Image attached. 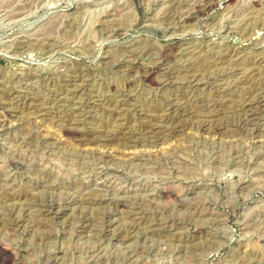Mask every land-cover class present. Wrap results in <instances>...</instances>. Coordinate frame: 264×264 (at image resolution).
<instances>
[{"label": "rangeland", "instance_id": "1", "mask_svg": "<svg viewBox=\"0 0 264 264\" xmlns=\"http://www.w3.org/2000/svg\"><path fill=\"white\" fill-rule=\"evenodd\" d=\"M262 40L264 0H0L9 264H264Z\"/></svg>", "mask_w": 264, "mask_h": 264}, {"label": "bare ground", "instance_id": "2", "mask_svg": "<svg viewBox=\"0 0 264 264\" xmlns=\"http://www.w3.org/2000/svg\"><path fill=\"white\" fill-rule=\"evenodd\" d=\"M207 2H210V1H206L205 3H207ZM211 3V2H210ZM211 5H212V3H211ZM202 6H203V4H202ZM204 7V6H203ZM244 24V23H243ZM254 27V26H253ZM251 31V30H250ZM250 34V33H249ZM254 34V33H253ZM251 36H252V34H250ZM253 38V37H252ZM249 39H250V37H249ZM263 39V38H262ZM262 41H264V40H262ZM260 42V41H259ZM258 42V44H260ZM263 43V42H262ZM232 45V44H231ZM262 45V44H261ZM262 48V47H261ZM263 48H264V44H263ZM263 48H262V50H263ZM233 50V49H232ZM205 55V54H204ZM234 55V54H233ZM232 55V56H233ZM236 56H238V54L236 55ZM227 57V56H226ZM230 57V56H229ZM215 59V58H214ZM226 62V61H225ZM224 63V62H223ZM231 72V71H230ZM188 78V77H187ZM170 79V78H169ZM262 94V93H261ZM261 94H260V96H261ZM253 98V97H252ZM259 98V97H258ZM213 101V100H212ZM245 102V101H244ZM258 102V99H257V101H256V103ZM259 102L262 104V106H264V94L261 96V99H259ZM259 102H258V104H259ZM243 103V102H242ZM247 103V102H246ZM249 104H250V102H248ZM245 104V103H244ZM243 105V104H242ZM252 105V104H251ZM255 106H257L256 104H254ZM255 106H254V108H255ZM245 107H249V106H245ZM243 108V107H242ZM253 108V107H252ZM250 109V108H249ZM261 109V108H260ZM259 109V110H260ZM251 110H255V109H251ZM244 111V110H243ZM248 111V110H247ZM246 111V112H247ZM256 111H257V108H256ZM229 114V113H228ZM260 114V113H259ZM238 115V114H237ZM246 115V114H245ZM251 115V114H250ZM249 115V116H250ZM255 116H256V114H255ZM245 117H247V116H245ZM251 117V116H250ZM242 118V117H241ZM259 118V117H258ZM210 119V118H209ZM246 119V118H245ZM252 119V118H251ZM250 119V120H251ZM254 119H256V118H254L253 117V120ZM248 120H249V118H248ZM247 120V121H248ZM181 121V120H180ZM238 121V120H237ZM161 125V124H160ZM158 126V125H157ZM174 128V127H173ZM162 129V128H161ZM12 254H14V253H12V251H8L7 250V248L5 247V245H3V244H0V264H9V262L11 261V258H12ZM15 256V255H14ZM14 258V257H13Z\"/></svg>", "mask_w": 264, "mask_h": 264}]
</instances>
